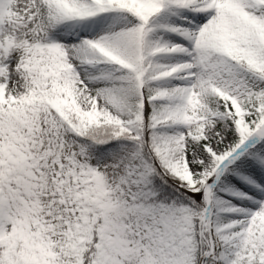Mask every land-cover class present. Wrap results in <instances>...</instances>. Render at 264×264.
Segmentation results:
<instances>
[{
	"label": "snow or ice",
	"instance_id": "obj_1",
	"mask_svg": "<svg viewBox=\"0 0 264 264\" xmlns=\"http://www.w3.org/2000/svg\"><path fill=\"white\" fill-rule=\"evenodd\" d=\"M0 264H264V0H0Z\"/></svg>",
	"mask_w": 264,
	"mask_h": 264
}]
</instances>
